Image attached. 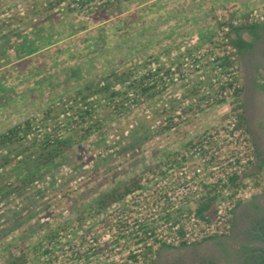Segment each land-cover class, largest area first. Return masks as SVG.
Returning <instances> with one entry per match:
<instances>
[{"label":"rangeland","instance_id":"obj_1","mask_svg":"<svg viewBox=\"0 0 264 264\" xmlns=\"http://www.w3.org/2000/svg\"><path fill=\"white\" fill-rule=\"evenodd\" d=\"M179 2L183 6L189 3L186 0ZM195 2L198 8L189 14L194 13L193 16L199 19V22H194L196 26L211 19L214 22L219 20L216 13L218 3L213 0ZM164 3L162 0L150 7L155 10L152 18L156 19V23L174 14L163 7ZM43 7V0H0V103L5 100L4 104H0V133L28 117L41 119L40 111L51 106L50 117L53 118L48 127L52 129L58 123L62 127L72 112L63 113L61 104L53 106L52 103H58L87 81L112 72L113 76L107 79V83L112 86L115 82L113 89L116 90L120 86L116 83L124 79V73L132 67L143 68L142 65L149 62L148 57H155V65L167 69L173 66L171 59L177 51H193L203 46V43L169 44L166 50L161 43L159 28L143 27L150 22L148 9L145 12L132 11L130 1L122 0L115 7L114 10L120 9L122 13L117 18L100 15L96 11L91 15L68 13L59 20L44 21L48 12H42ZM242 20L232 21L240 24ZM37 25L39 34L31 36ZM173 29L168 28L170 32ZM217 29L218 26L206 32L211 36ZM69 30H74V39H78L83 50L70 52L65 45L61 46L72 35ZM182 31L188 30L183 28ZM18 35L35 44L48 37L44 49L31 56L41 55V59L23 70H19L18 62L11 64L15 60L11 50L18 46V42L22 44ZM62 47L65 49L62 50ZM70 54L79 59L71 60ZM168 60L169 66L165 65ZM75 63L78 70L71 69ZM207 79L208 74L203 72L177 84L169 82L166 88L159 86L153 89L154 95L138 98L134 106L124 101L122 96L109 104L101 100L96 102L90 120L61 134L67 137L71 133H80V129L89 128V135L66 149L61 158L40 166L34 174L35 180L22 190L16 188L18 177L24 173L23 166L17 164L16 155L25 145L20 149L8 146L0 150V264H10L18 256H23L24 260H17L16 264H66L68 254L62 251L64 246L72 244V240L80 241L82 245L89 231L108 227L111 224L108 216L118 206L113 204L103 215H97L86 210L93 201L111 190L120 191L134 176L161 161L163 163L170 153L185 148L188 142L217 125L230 111V99L209 109L197 107L199 99L208 95ZM238 83L242 88L239 72ZM29 86H32L30 94L26 92ZM94 98L98 100V97ZM67 104L73 105V101ZM184 115V120L172 122L169 128H165L167 119ZM256 128L264 135V123L256 125ZM5 160L8 161L4 164ZM5 191L9 194L2 196ZM131 197L136 199L140 194L135 192ZM254 219L253 213L244 212L234 225L238 223V226L241 221L247 225ZM245 227L239 225L236 230L243 231ZM53 229H58L55 238L57 250L51 259L46 260L40 255L47 244L42 238ZM132 240L126 241L123 249L116 252H112L113 247L105 249L99 264H122L127 251L141 249L132 245ZM161 248L155 247L151 264L182 262L179 256L169 257L173 254L160 252Z\"/></svg>","mask_w":264,"mask_h":264},{"label":"built area","instance_id":"obj_2","mask_svg":"<svg viewBox=\"0 0 264 264\" xmlns=\"http://www.w3.org/2000/svg\"><path fill=\"white\" fill-rule=\"evenodd\" d=\"M241 23L264 26V6L251 9ZM238 24V21H232L218 28L213 43L184 55L179 71L171 75L170 82L177 84L203 72L208 74L213 89L197 103L201 110L209 109L220 100L231 99L240 88L236 50L228 37L230 25ZM221 60L226 61L227 66L221 67ZM184 119L185 115L175 116L171 122ZM254 160L246 130L239 125L235 114L228 111L217 125L200 133L174 158L164 161L154 175L143 177L141 185L145 188L136 191L140 197H132L123 208H117L109 215L111 224L108 227L89 231L82 245L80 241L72 240V244L64 246L62 251L68 254L66 264H99L105 249L121 250L129 239H133L132 245L141 249L127 251L122 264H143L145 248L151 247L154 253L156 246H191L226 233L236 206L250 200L258 191L250 182L240 179ZM232 178L236 179L233 185L230 183ZM209 192L218 197L209 217H199L195 212L196 205ZM144 230L147 238L141 244H135L136 236ZM55 243L56 239L46 244L45 248L55 247L43 257L46 260L57 250Z\"/></svg>","mask_w":264,"mask_h":264},{"label":"trees","instance_id":"obj_3","mask_svg":"<svg viewBox=\"0 0 264 264\" xmlns=\"http://www.w3.org/2000/svg\"><path fill=\"white\" fill-rule=\"evenodd\" d=\"M122 0H43V11L42 12H48L47 17L44 19L50 20V19H57L59 20V17H63V15H66L68 13H83L87 15H91L93 13H96V11L101 15L105 16H113L112 18H117L121 16L120 9L114 10L115 7L119 4V2ZM124 1V0H123ZM125 1H132V0H125ZM114 6V7H113ZM52 12V13H51ZM248 12L238 18L243 19L242 21L246 19ZM237 19V20H238ZM45 24V23H44ZM131 24V23H129ZM224 24H219L218 28L222 27ZM35 27V26H34ZM130 27V26H128ZM118 31H121V29ZM69 32L72 34L70 35L69 39L66 43L62 44L61 46L65 45L67 50L69 49L70 52L77 51V50H83L84 47L80 46L78 43V39H74V30H69ZM242 32H246L249 36L252 37L253 40H258L260 37L264 38V26L259 24H243L241 23L238 26H232L230 25V30L228 33V37L230 34H234L235 38L231 39L229 38V43L234 49L236 50V55H241L245 51H249L252 49L251 43H246L240 38V34ZM74 33V34H73ZM39 34V25H37L33 32L30 33V35ZM1 38V37H0ZM48 38V37H47ZM45 38L43 40H39L38 44H35V42L27 41L22 37L21 35H18V41L22 40V44L18 42V46L11 50L13 56H15V60L11 64H16L18 62V68L19 70H23L26 68H29L34 62H38L41 59V55L36 57H31L33 53H37L44 49L45 43L48 42V39ZM214 34L211 36L208 34V36L204 37V40L201 41L203 43V46L196 47V49H201L203 47H208L210 44L213 43ZM24 39V40H23ZM46 40V41H45ZM156 43H159L157 41ZM168 43H163V47L168 50ZM43 47V48H42ZM70 47V48H69ZM72 47V48H71ZM65 48L62 47V50ZM195 49V50H196ZM6 50V49H5ZM79 50V51H80ZM194 51V50H193ZM168 52V51H167ZM192 52L191 49H184L183 51H177V55L172 59L174 63H172L173 66L168 67L167 69H164L162 67H159L158 65H155L157 60L155 57H148L149 62H147V65H142L143 68L138 69L139 66L132 67L127 71V73H124V79L120 80L119 88L113 89L115 86V82L111 86L110 83H107V79L111 76H113V73L107 74L105 76H102L100 78H97L95 80H89L86 83H84L81 87L75 89L69 94H66L64 98H61L58 103H52L53 106H58L59 104L62 105L64 109H62L61 112L66 113L67 111L72 112L69 116V118L63 122L62 127H59L60 124H56L52 129H50L49 122L52 120L53 117H50V112L52 111V106L47 107L46 109L40 111L41 119H37L35 117H28L25 120H22L14 125L8 126L2 133H0V150H2L5 147L8 146H14L13 148L21 149L20 153L16 155L18 158V166H23V174L18 177V188L19 190L24 189L30 182L35 180V172L40 166H45L47 164L52 163L58 158H61L63 156V153L74 145L77 140L80 141V139H85L89 135V128L86 129H80V133H77L76 135L71 133L69 136H64L63 134L65 131H70V127L76 128L79 127L81 124L85 123L86 121L90 120L93 117L94 109L96 107V102L103 101L106 104L112 103L115 98H119V96L123 97L124 101L130 102L134 106V102L140 98V97H149L151 95H154L152 93L153 89H157L159 86L161 88H166L168 83L171 80V75L177 71H179L181 67V59L184 55L190 54ZM1 54V53H0ZM71 60H78L76 56L74 57L73 54ZM69 55V56H70ZM67 59V58H64ZM85 60H88L87 58ZM78 63V62H77ZM75 63L71 69H77L78 65ZM226 61L221 60L220 66L225 67L227 65ZM19 65H22V67H19ZM140 65V64H139ZM146 66V67H144ZM66 70V68H64ZM144 69L143 71H141ZM38 76V75H37ZM47 78V77H46ZM258 79L260 80V83L258 84V87L261 91L264 93V68L261 69L258 72ZM103 82H105L103 84ZM208 82V93L211 92L213 89V85L210 83L209 78L207 79ZM171 83V82H170ZM201 84V83H199ZM96 88H94L95 86ZM27 93L32 92V86H29L26 89ZM196 92V91H195ZM242 92V88L240 87L237 89L232 98L230 99V111L235 114V116L238 119V123L241 127L245 128V121L242 116V105L240 103L239 97ZM94 97H98V100H96ZM206 97V96H205ZM203 97V98H205ZM201 98V99H203ZM199 99V101L201 100ZM73 101V105H68V101ZM198 101V102H199ZM197 102V103H198ZM224 100H220L216 102V104H222ZM5 100L1 101L0 104H4ZM197 105V104H196ZM106 106V105H104ZM186 110H189L187 108ZM59 115V113H58ZM167 126L165 128H169L171 122V118L167 119ZM91 127V126H90ZM77 138V139H75ZM192 142V141H191ZM191 142H188L185 146L189 145ZM36 155V157H33V160H31V157L33 155ZM179 152L170 153L165 161H168L172 158H174ZM22 154H25L24 156ZM8 160L4 161V164ZM164 163V161H163ZM162 161L154 165L153 167H150L144 171H142L140 174L134 176L132 179H130L123 187L119 190H111V192H107L106 194H103L99 200L93 201L87 208V211H94L97 215H103L106 209L110 208V206L117 205V208H121L124 204L127 203V199H131L132 194L135 193L137 190H143L145 187L141 185L143 176H146L148 174L154 175L155 170H158L162 166ZM30 166H33L31 168ZM235 178L231 179L230 183L231 185L234 184ZM248 182L252 184V186L255 189H264V165L263 167L259 168L258 171H256L253 174H250L247 179ZM9 192L5 191V193L2 196L8 195ZM218 195L216 193L209 192L201 201H199L196 205L195 212L199 217H205L210 215L211 213V207L213 206V203L217 199ZM168 217V216H167ZM146 231H142V234L136 236L137 241H135V244H141L142 240L144 238H147ZM58 234V229H53L51 231H48L43 236V240L47 244H51L53 241H55V238ZM226 236V233L209 237L207 239H204L198 243L199 244L208 240H213L217 238H221ZM119 239H121V236H118ZM194 244V245H195ZM162 248L167 249H175V248H182L187 247L185 244H180L178 247H171V246H164L161 245ZM35 248V247H34ZM55 247H52L50 249L45 248L41 250L40 255L42 257H46L48 254H50ZM153 255V251L151 247L145 248L143 251V259L145 264H151L153 262V259H151V256ZM131 257V256H130ZM24 257L18 256L15 261H22ZM132 258H135V256H132ZM24 260V259H23ZM15 261L11 262L10 264H16ZM257 264H264V253L261 254V256L256 260Z\"/></svg>","mask_w":264,"mask_h":264},{"label":"crops","instance_id":"obj_4","mask_svg":"<svg viewBox=\"0 0 264 264\" xmlns=\"http://www.w3.org/2000/svg\"><path fill=\"white\" fill-rule=\"evenodd\" d=\"M160 1L162 0H132L130 1L132 3L131 9L132 11L144 12L148 9L150 22L144 24L143 27H158L160 30L158 33L162 34L160 35L161 43L174 45L183 43L199 44L208 35L209 31L216 29L219 24H227L244 16L251 9L264 6V0H213L214 3H218L216 13H218L217 19L219 20L214 22V19H211L210 22L196 26L194 22H199V19L195 15L193 16L194 13L189 14V12L198 8L195 0L192 2L186 0V3L189 2L187 6L181 5L180 0H163L165 2L163 7L174 14L171 18L161 19L156 23V19L152 18L155 10L150 7ZM180 17L182 19H179ZM171 27H174L173 32L168 30ZM199 27L208 33L201 32ZM183 28H187L188 31L183 32ZM191 28L196 31H191ZM230 38L234 39L235 35L230 34ZM240 38L246 43H251L252 49L237 56L238 72L242 84L239 100L244 111L245 123L253 129L260 145H264V135L256 128V125L264 123V93L258 87L260 80L257 77L258 72L264 68V38L260 37L258 40H253L246 32H242ZM168 61L165 63L167 66L170 65V61L169 63ZM260 162L259 157L255 156L254 163L247 167L240 179L247 181L250 174L263 167L264 163ZM257 190L250 200L241 202L236 206L226 236L182 248H161L159 249L160 252L172 253L173 255H168L169 257L179 256L182 262L178 264H249L245 261L238 262L237 259L252 256L256 262L264 253V189ZM244 212L249 215L253 213L255 219L247 225L243 223L244 221L239 222L241 228L246 227L243 231L241 229L237 232L236 229L239 225L237 226L238 223L234 225V222H237L238 217ZM234 242H237V244H234Z\"/></svg>","mask_w":264,"mask_h":264},{"label":"flooded vegetation","instance_id":"obj_5","mask_svg":"<svg viewBox=\"0 0 264 264\" xmlns=\"http://www.w3.org/2000/svg\"><path fill=\"white\" fill-rule=\"evenodd\" d=\"M257 77H258V74H257ZM242 116H243V118H244V121H246V119H245V117H244V111H243V108H242ZM245 128H246L245 130H246V132H247V134H248L249 140H250V142H251V144H252V147H253L254 157H255V156L259 157V160H260L262 163H264V155H263L264 145H260V144H259V141L257 142V139H256V137H255V135H254V133H253V132H254L253 129L250 128V126H249L247 123H245ZM261 162H260V163H261ZM237 258H238V257H237ZM237 258H236V259H237ZM237 261H238V262H240V261H245L246 263H249V264H256L255 259H254L253 256H252V257H246V258L241 257V258H238Z\"/></svg>","mask_w":264,"mask_h":264}]
</instances>
